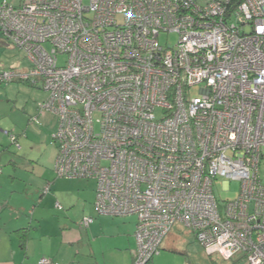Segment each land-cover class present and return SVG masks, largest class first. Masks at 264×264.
<instances>
[{
    "label": "built area",
    "instance_id": "obj_1",
    "mask_svg": "<svg viewBox=\"0 0 264 264\" xmlns=\"http://www.w3.org/2000/svg\"><path fill=\"white\" fill-rule=\"evenodd\" d=\"M0 32L28 65L0 67V86L48 94L55 174L96 181L100 214L137 216L135 264L177 223L209 256L264 264V0H4ZM219 180L236 199L220 205Z\"/></svg>",
    "mask_w": 264,
    "mask_h": 264
},
{
    "label": "rangeland",
    "instance_id": "obj_2",
    "mask_svg": "<svg viewBox=\"0 0 264 264\" xmlns=\"http://www.w3.org/2000/svg\"><path fill=\"white\" fill-rule=\"evenodd\" d=\"M3 1L0 0V5ZM18 1L10 0L11 3ZM245 32L249 33L250 28H246ZM177 40L175 34L163 35L160 42L164 46L166 44L174 46ZM2 41L7 43L0 32V67L25 69L27 63L24 53L11 44L10 47L2 45ZM14 63L20 65L11 66ZM197 91V88L194 89L192 95H198ZM47 97L48 94L40 87L29 84L13 83L0 86V168L3 176L16 174L21 178L29 176L34 180L33 189L28 192L35 198V203H39L43 189L50 183L51 194L45 196L42 201L47 212L62 221L77 222L85 216V205L93 204L97 183L93 180L59 179L54 174L58 149L54 144L53 135L57 132L58 120L50 113L40 117L39 123L35 120L38 116V104L44 102ZM7 133L18 137L21 149L12 144ZM10 162L16 165H10ZM259 176L264 184V163L260 166ZM223 189V182L219 180L214 190L220 205L237 198L240 184L231 182L228 191L225 192ZM20 193H25L24 186ZM56 203H60L61 210L56 208ZM162 248L160 255L154 258L153 264L221 262L217 256L210 257L196 241L194 234L179 223L175 224Z\"/></svg>",
    "mask_w": 264,
    "mask_h": 264
},
{
    "label": "crops",
    "instance_id": "obj_3",
    "mask_svg": "<svg viewBox=\"0 0 264 264\" xmlns=\"http://www.w3.org/2000/svg\"><path fill=\"white\" fill-rule=\"evenodd\" d=\"M10 165L16 164L10 162ZM2 174L0 168V264H39L45 258L55 264H135L139 249L137 216L100 214L95 191L93 204L85 205L83 218L77 222L62 221L51 216L42 202L51 190L35 203V198L28 192L33 189L34 180L29 176L21 178L13 174L6 177ZM23 186L24 194L20 193ZM48 186L51 187L50 183L45 188ZM85 218L93 219L88 227L81 225Z\"/></svg>",
    "mask_w": 264,
    "mask_h": 264
},
{
    "label": "trees",
    "instance_id": "obj_4",
    "mask_svg": "<svg viewBox=\"0 0 264 264\" xmlns=\"http://www.w3.org/2000/svg\"><path fill=\"white\" fill-rule=\"evenodd\" d=\"M8 2H10V0H7ZM19 2V1H18ZM17 2V3H18ZM3 3V2H2ZM11 3V2H10ZM38 115H39V111H38ZM38 117V116H37ZM36 117V118H37ZM55 117V116H54ZM38 119V123H39V119H40V117H38L37 118ZM36 122H37V120H36ZM15 136V135H14ZM16 143H13V141L11 140V142H12V144L13 145H15L16 146V148H18V149H21V145H20V143H19V139H18V137L16 136ZM18 145L20 146V148L18 147ZM57 147V146H56ZM58 149V148H57ZM58 155V154H57ZM56 159H57V157H56ZM74 180H76V179H74ZM77 180H90V179H77ZM92 180V179H91ZM94 181V180H93ZM97 183V182H96ZM42 194L43 195H47L46 193H45V188L43 189V191H42ZM163 247V245L161 246V248H160V253H161V251H162V248ZM160 255V254H159ZM159 255H156V256H159ZM156 256H154L151 260H150V262L148 263V264H153V260H154V258L156 257ZM210 257H213V256H210ZM238 257H240V258H238ZM238 257H236V258H234V259H232L231 261H224V260H222V259H220L221 260V262H213V264H248V262H247V259H246V257L245 256H243V255H240V256H238ZM136 260V259H135Z\"/></svg>",
    "mask_w": 264,
    "mask_h": 264
}]
</instances>
